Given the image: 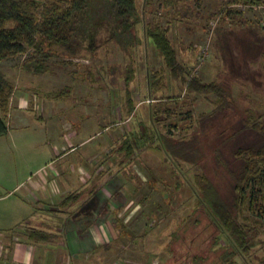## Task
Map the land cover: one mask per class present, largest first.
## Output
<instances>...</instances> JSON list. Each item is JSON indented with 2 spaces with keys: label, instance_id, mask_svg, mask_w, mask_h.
Wrapping results in <instances>:
<instances>
[{
  "label": "rangeland",
  "instance_id": "1",
  "mask_svg": "<svg viewBox=\"0 0 264 264\" xmlns=\"http://www.w3.org/2000/svg\"><path fill=\"white\" fill-rule=\"evenodd\" d=\"M136 6L142 22L157 18L162 25L170 23L169 37L179 61L184 64L183 77L174 80L165 74L163 82L157 84V91L152 89V94L147 92V84L155 82L148 78V71L160 68L164 65V60L154 43L139 31V44L126 48L120 47L115 40H103L95 50H83L77 56H71L60 47V54L44 58V70L39 72L24 67L26 59L32 53L31 48L26 53L10 54L0 60V71L12 82L14 91L28 96V106L35 107L36 112H41L43 117L44 114L46 117L47 111L45 113L44 108L49 99L53 98L52 101L56 102L54 97L60 94L59 92L65 93L63 89H68L67 85L74 86L76 91L78 88L76 96H83L88 107H91L92 101L97 102L95 94L92 93L97 92L95 87H100L99 105H95L94 111H89L95 112L91 122L96 124H92L93 126L81 134H94L91 144L99 142L106 134L97 129V123L105 124L116 118L118 111L115 112L113 107H121L119 102H122L124 95L120 88L124 86L125 81L131 83L133 99L143 102L140 108H135L134 117L138 122L132 124L131 132L138 135L129 140L133 150L130 161L127 159L126 163L125 160L122 163L126 164L123 167L127 168L124 174L128 185L137 186L143 194L142 198L136 199V193L133 192L132 201L128 203L131 206L127 207L129 221L126 226L134 237H119L111 245L101 243L98 253L100 264H167L172 259V254L177 255L191 248L197 239L200 240L202 249L205 248V240L211 242L209 236L207 239H202V236L199 238L202 234L194 236L195 231L182 233L183 217L193 210V200L191 197L187 198L185 193H191L192 196L194 175L201 173L202 169L198 165L181 161L179 170L170 159H165L166 153H163L159 140L149 137L153 135L150 123L142 126L139 122L141 118H147L150 109L153 111L160 108L163 111L170 106L176 111L167 120L155 121L159 133H166L178 139L190 137L194 131L199 130V116L213 111L218 96L214 92L189 91L187 81L196 76L203 82L228 78V91H231L234 103L229 102L231 106H225L222 119L215 121L210 130L207 129L210 135L208 139H212L220 130L229 128L230 123H236L243 113L248 112L252 118L260 117L264 120V54L260 55L258 60L251 61L250 71L246 68L247 76L236 72L241 76L236 77L231 72V60L228 57L229 60L225 59L220 45L225 37L224 32H229L227 34L231 35L232 44L235 41L237 44L248 39L251 41L254 36H260V33L264 36V0H136ZM137 27H141V23L137 24ZM101 37L98 36V40H95L100 41ZM233 49V55L238 59L240 54L236 50L239 49L236 45L232 46ZM253 55L255 52L249 54L250 57ZM92 86L94 90L91 89ZM107 86L111 89H105ZM115 89H118L117 95L113 94ZM53 92L56 96H52ZM168 98L173 100H167ZM82 100L84 99L79 100V104ZM28 118L27 121H19L18 117H12L14 128L12 127L10 136L5 138V152L0 159L2 174L3 170L10 168L36 170L40 166L48 168L54 165L51 159L55 157L56 144L48 136L53 133L51 120ZM22 123L28 127L20 128ZM130 123L127 122L126 129L130 130ZM66 127L70 130L72 125L67 124ZM20 135H23V138L19 137ZM126 145L127 141L123 146ZM117 146L122 147L121 141L116 143L115 149ZM156 147L163 151H158ZM111 159L117 162L116 169H119L118 162L121 158L116 155ZM156 178L158 180L152 182ZM178 180L186 182L185 185L190 189L185 192L184 187L176 188L175 183ZM255 188L257 200L253 206L247 204L243 207L240 217V220L250 227V248L243 252L239 250L232 256L241 264H264V180L260 184L257 181ZM146 194L149 196L147 200L144 198ZM138 202L140 206H137ZM207 231L209 232V228L204 227L203 234L207 235ZM174 232L181 233L180 238H175ZM220 232L219 230V243L214 246L218 251L217 258L220 252L229 248L225 235ZM96 256L94 255V260ZM86 259L88 261L85 263H88L92 256Z\"/></svg>",
  "mask_w": 264,
  "mask_h": 264
},
{
  "label": "trees",
  "instance_id": "2",
  "mask_svg": "<svg viewBox=\"0 0 264 264\" xmlns=\"http://www.w3.org/2000/svg\"><path fill=\"white\" fill-rule=\"evenodd\" d=\"M141 18L136 0H0V60L10 54L26 53L31 48L25 69L43 71L44 58L60 54V47L67 55L77 56L83 50H95L103 40H115L124 48L139 44L141 38L137 24L141 23L139 29H142L143 36L154 43L164 60V65L150 71L149 75L155 82H150V88L157 91V84L163 82L165 74L174 80L183 77L184 64L179 61L169 37L170 23L162 25L157 18L144 23ZM227 33H223L225 37L220 44L222 54L226 60H231L233 75L247 76L246 68L250 71L251 61L264 54L263 33L254 36L251 41L248 39L238 44L237 41L232 44L231 35ZM98 36H102L100 41H96ZM233 45L239 49L236 50L240 54L238 59L233 55ZM252 52L255 55L250 57ZM236 72H240L241 76ZM223 80L203 82L196 76L187 81L189 91L214 92L218 96L213 111L199 116V130L190 137L178 139L161 134L156 129V120H167L176 112L170 106L163 111L156 108L151 112L153 135L149 137L159 140L175 167L181 170L180 162L184 161L202 169L201 173L194 175L192 185L197 204L183 219L182 233L195 231L194 236L202 234L199 238L207 239L209 236L211 239V242L205 240L203 249L197 239V244H192L194 248L191 245L192 249L185 247L182 254H172L167 264H241L232 256L239 250L247 251L251 245L248 243L250 227L240 217L243 207L247 204L253 206L257 200V181L260 184L264 180V120L252 118L248 112L243 113L236 123H230L229 128L208 139L207 129L210 130L215 121L222 119L225 106H231L229 102L234 103L231 91H228V78ZM13 92L14 85L0 71V136L6 134L9 128L7 113ZM129 140L127 148L132 146ZM204 227L209 228L207 235L203 234ZM219 230L225 235L229 248L225 247L217 258L218 251L214 246L221 238ZM174 236L180 238L181 233L174 232Z\"/></svg>",
  "mask_w": 264,
  "mask_h": 264
},
{
  "label": "crops",
  "instance_id": "3",
  "mask_svg": "<svg viewBox=\"0 0 264 264\" xmlns=\"http://www.w3.org/2000/svg\"><path fill=\"white\" fill-rule=\"evenodd\" d=\"M138 31L142 33V29L138 28ZM149 75L150 70L148 78ZM66 88L63 89L65 93L59 92L57 96L53 92L56 102L52 101L53 98L49 99L44 108L46 117L45 114L41 116V112L37 113L35 107H29V97L18 94L17 90L10 99L7 113L9 128L6 134L0 136V159L5 152V138L14 128L13 116L19 121H27L28 117L50 119L53 133L48 136L56 146L55 157L51 159L54 165L48 168H10L7 171L2 169L3 174L0 172V264H100L98 253L101 243L111 245L119 237L133 235L126 226L129 221L127 207L131 206L128 203L132 201L133 192L136 199L142 198L143 194L137 186L128 185L124 174L127 168L123 167L126 164L122 163L124 160L126 163L127 159L130 161L133 150L123 144L138 135L131 132V127L137 121L135 108H140L143 102L133 99L131 83L125 81L120 88L124 95L119 102L121 107H113L115 112L118 111L116 118L105 124L97 123V129L106 134L102 140L91 144L94 134H81L96 124L91 122L95 112L89 111H94L95 105H99L101 88L95 87L97 92L92 94H95L97 102L92 101L91 107L85 105L83 96H76L78 88L77 91L74 86L67 85ZM106 88L111 89L109 86ZM91 89L94 90V87ZM147 92L152 94L150 83L147 84ZM117 93L118 89H115L113 94ZM81 99L84 100L79 104ZM151 112L152 109L147 118H141L139 122L142 126L150 123L152 129ZM130 120L133 122L130 123ZM127 122L131 124L130 130L125 128ZM67 124L72 125L70 130ZM19 127L28 125L22 123ZM120 141L122 147L115 149ZM116 155L121 158L119 169H116L117 162L111 159ZM166 158L168 160L167 155ZM157 178L152 182H156ZM185 184L178 180L175 187H184L186 192L190 187ZM185 194L193 200L192 210L197 204L196 193L193 189L192 196L191 193ZM148 197L146 194L144 198L147 200ZM94 255H97L96 263ZM91 256L90 262L85 263L88 261L86 258Z\"/></svg>",
  "mask_w": 264,
  "mask_h": 264
}]
</instances>
